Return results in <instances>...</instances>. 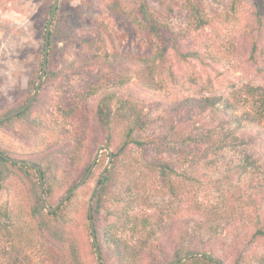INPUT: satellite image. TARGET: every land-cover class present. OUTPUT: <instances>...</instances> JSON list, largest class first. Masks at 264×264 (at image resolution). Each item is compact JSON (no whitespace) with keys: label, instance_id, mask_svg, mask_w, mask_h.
<instances>
[{"label":"rangeland","instance_id":"obj_1","mask_svg":"<svg viewBox=\"0 0 264 264\" xmlns=\"http://www.w3.org/2000/svg\"><path fill=\"white\" fill-rule=\"evenodd\" d=\"M259 1L204 0L208 25L195 30L185 0H60L61 10L51 31L48 69L58 70L78 53L89 52L96 57L90 65L102 77L103 89L86 97V82L80 77L45 79L29 114L0 124V148L15 159L46 169L55 177L51 203L56 205L91 164L100 146H109L113 153L121 149L128 120L117 121L112 129L104 132L97 117L102 97L113 94L116 96L114 107L125 100L137 113L147 115L150 123L142 134L146 141L166 137L176 143L181 137H194L209 130L219 132L217 135L221 137L233 133L246 141L243 148H225L208 157L206 145L200 153L196 151V157L189 155L191 149L187 148L189 157L183 167L199 179V184L190 189V197L199 201L214 200L212 187L219 182L222 190L229 189L231 185L224 177L231 175L243 150L252 155L264 172V121L252 123L244 118L247 108L243 107L240 95L247 84L264 86V13L261 16L256 13ZM53 3L54 0H0V117L22 107L34 93L31 83L34 81L37 85L40 77L45 30ZM143 5L160 11L163 23L170 25L178 39L176 47L164 58H138L147 49L143 37L132 26V19L138 16ZM161 33L164 38L161 41L169 42L170 35L165 28ZM191 52L198 57L183 56ZM207 96L221 100L215 108L202 113L179 108L188 98ZM70 103L82 109L85 119L66 117ZM185 146L161 148V151L152 147L146 153L133 148L131 156L125 154L127 158L120 163L117 186L112 193L110 190L96 224L105 264H164L196 247L179 242L187 217L166 219L164 227L156 226L157 236L151 240V246L128 261L119 255V243L113 240L114 237L120 242L127 240L131 245L140 241V236L130 230L117 232L114 228L121 222L115 211L126 206L125 200L118 202L123 183L143 193L140 185L146 180L136 181L139 174H129L128 165L135 163L141 169L144 156L161 155L175 162ZM108 156L106 151L101 154L92 179L68 206L62 223L66 236H54L43 228L42 234L35 231L34 223L43 221L39 216L31 218L38 180L32 171L22 172L8 162L1 163L0 222L7 229L0 231V264H8L17 256L25 264H97L87 209L91 191ZM251 178L239 180L236 176L233 186L244 185L245 190ZM207 181L211 182L208 186ZM126 194L123 192L121 197L124 199ZM242 195L244 199L243 203L239 200L242 204L239 207L247 211L244 214L240 211L228 230L239 229L243 240L222 236L208 242L224 264H254L264 251V241L249 243V236H244L256 229L257 214L252 211L258 207L260 225H264V182L261 192L249 189ZM133 206L134 214L143 215L148 211L141 201ZM199 247L207 251L201 244ZM238 247H244L245 255L237 251Z\"/></svg>","mask_w":264,"mask_h":264},{"label":"trees","instance_id":"obj_2","mask_svg":"<svg viewBox=\"0 0 264 264\" xmlns=\"http://www.w3.org/2000/svg\"><path fill=\"white\" fill-rule=\"evenodd\" d=\"M185 2L188 11L191 14V20L194 22V29L200 30L206 27L208 25V19L204 10V0H185ZM60 10L61 7L59 6L56 14L57 17ZM138 12V16L132 19V26H134L136 32L143 37L147 49L145 53L138 55V58L141 60H147V58L152 56H158L160 59L164 58L169 50L176 47V43L178 41L176 34L173 33L170 25L163 23L161 19L163 14L160 11H157L149 5H143ZM256 13L259 16L264 13V0H260L256 4ZM164 28L170 35L169 42L166 43L161 41L164 40L161 33V29ZM52 35L53 32H51V36ZM90 47H92V45H90ZM183 56L185 58L187 56L198 57V54L191 52L184 54ZM95 60L96 57L92 56L89 52L78 53L76 58L65 61V63L58 70H52L49 67L45 79L49 81H56L63 77H67L71 80L76 77H80L86 82V88L88 89L86 97L94 96L101 89H103V85L101 83L102 77L99 73H96L94 67L90 65V61ZM31 86L36 88L34 81L31 83ZM240 95L243 107L247 108L244 112V118L252 123L264 121V86L247 84L240 90ZM115 98L116 96L113 94L104 95L102 97L97 106L98 122L104 132L109 131L110 128L112 129L117 121L128 120V125L124 135L123 145L119 151L114 152L112 164L104 176L101 186L95 196L93 202V219L95 224L98 222V215L109 196L110 190L112 193V190H114L117 186L119 180L118 174L121 168L120 163L125 162L127 158L125 154L130 153L131 156L133 148L146 153L152 147L155 150L161 151V148H164L165 150H168V148L170 149L171 146L179 148L181 144H184L185 146L187 143L185 149L179 152V157L177 158L178 160L175 162L171 159L163 158L160 154V156H155L153 158L142 154L144 157L140 163L141 169H139L135 163H130L128 165L130 169L129 174H139L136 181L142 183V179L145 178L146 180L144 179L145 181H143V185H140L143 187V193H137L132 188V185L123 183V189L120 190L119 194H121V196H123V192L127 194L124 199L120 195L118 196V202H121L120 200H125L126 206L115 211V214H118L121 222L114 228L117 232L120 230H130V232L140 236V241L137 245H131L130 242L123 239H121L120 242L115 239L116 237H114L113 240L115 243H119V255H121L122 259L128 261L132 258L139 257L143 250L151 246V240L157 236L158 227L156 226L160 227L161 225L162 228L164 227V221L166 219H175L177 217L181 219L185 217L188 218L187 226L180 231L179 242L180 244L190 243L193 247L196 246L193 250H200L201 248L199 246L201 244L207 251L214 254V247H212L209 243H212L213 240L221 238L222 236H224L225 239H228V237L231 236V238H235V240L237 239L239 242L242 241L243 237L241 236L243 235L239 232V229H231V231H229L228 226L231 225L233 219L236 218L240 211L242 212L241 214H244L247 211L246 209L244 212L245 209L243 206L239 207V205H242L239 203V200L241 199L242 202L244 199L242 195L244 191L248 192V190L251 189L261 192L263 189L264 172L258 165L257 161L247 152V150H243L241 160H238V163L234 164L231 175L224 177L228 185H231V187L224 191L220 186L222 182H219L218 185L212 187V190L215 193L214 200H210L208 202L199 201L198 198L194 199L192 196H189L190 189L194 188L196 184H199V179L193 176V173L186 170L183 167V164H185V161L188 159L190 154L193 155V157H196V151L197 153H200L203 145L207 146L205 151L207 154L206 156L208 157L209 154L221 152L225 148H243L246 145V141L233 135V133H227L221 137V135H217L219 132L217 133L214 130H209L205 134L194 137H181L176 143H174V141H169L166 137H155L150 139V141H146L142 138V134L148 128L150 123L147 115L142 112L137 113L136 110L132 109V105L129 101L125 100L120 101L117 108L114 107ZM220 100V97L216 96L188 98L180 103L179 108L186 107L187 109H194L202 113L215 108L219 104ZM31 107L16 118L19 119L28 115ZM65 115L67 118L81 117L82 119H85L82 109H80L78 105L72 106L71 103L67 107ZM187 148L191 149L189 151V155L186 154L188 151ZM211 150H214V152ZM0 151L11 157V155L2 148H0ZM5 162L8 161L0 157V164ZM10 165L18 168L22 172H34L35 178L38 180V175L36 177L37 172L33 168H26L13 163H10ZM89 166L82 173V176L73 182L72 186L69 187L68 190L74 187L81 180ZM40 169L44 178L45 200L49 206L53 207L54 205L51 203V199L55 190V177L48 174L46 169L42 167H40ZM139 170L143 171L139 172ZM93 175L94 171L87 183L90 182ZM236 176H238L239 180L247 178L248 176L252 177L251 181L246 183L247 188L245 190H243L245 187L244 185L240 187L233 186ZM201 184L204 187V184ZM210 184V181L205 182L206 186ZM37 187L38 192L33 204V214L31 215V218L39 216V218H42L43 221L42 224L34 223V229H36L35 231L42 234L41 229L43 228V230H50L54 236H61L62 234L66 236L67 231L66 228L64 229L62 226V223L65 221L67 216L68 206L77 193L67 203L62 205L58 211L50 214L45 212L41 202L39 180L37 182ZM138 201H141L142 205L148 210L147 212H144L143 215L132 213L134 212L133 205ZM250 206L253 210L256 209V207H252V205ZM238 208L241 209L239 210ZM259 210L260 209L258 207V210H255L256 212L252 211L257 214L256 229L250 233L248 232L244 234L246 237L249 236V243L264 241V225H260L262 219ZM87 218L89 220L88 213ZM33 221L34 220L31 222L33 223ZM251 222L253 223V221ZM2 228L7 229V227L0 222V231H2ZM90 237H92L91 234ZM97 237L101 249L102 260L105 264V257L102 251L98 229ZM236 244L237 243L234 244V248L237 247ZM92 248H94L93 241ZM238 248L237 251H239L240 254L242 253L245 255L244 247ZM177 256H180V254H177ZM78 259L80 260V263H82L80 257ZM8 264L25 263L19 256H17L14 257V259L12 258V261ZM177 264L217 263L206 256H192L186 261ZM254 264H264V251L257 256Z\"/></svg>","mask_w":264,"mask_h":264},{"label":"water","instance_id":"obj_3","mask_svg":"<svg viewBox=\"0 0 264 264\" xmlns=\"http://www.w3.org/2000/svg\"><path fill=\"white\" fill-rule=\"evenodd\" d=\"M59 4H60V0H54V3H53L52 8H51V12H50V17H49L48 23L46 25L45 36H44V56H43V62H42V69H41L40 77H39L38 83L36 85V88L34 90V93L31 95L29 100L22 107L8 113L7 115H5L3 117H0V124L5 123L11 119H14V118L18 117L19 115H21L22 113H24L25 111H27L31 107V105L34 103L38 93L40 92V89L44 83V80H45L46 74H47V70H48V58H49L51 31H52L54 19L56 17L57 11H58ZM104 151H106L109 155L108 161H107L106 165L104 166V168L102 169V171L100 172V174H99V176L95 182V185L91 191V194H90V197L88 200V209H87L88 217H89V224H90V232H91L92 241L94 244L95 254H96V258H97V264H104V263L102 260L101 249H100V245H99V241H98V237H97L96 224H95V221L93 219V202H94L95 196H96V194H97V192L101 186V182L103 181L104 176L106 175L108 169L110 168V166L112 164V161L114 158L113 150L107 145L100 146L98 148L89 168L87 169L86 173L83 175L81 180L74 187H72L70 190H68L65 193V195L53 207L49 206L45 200L44 178H43V173H42L40 167L36 164L29 163V162L21 160V159H15V158L10 157V156H8V155H6L0 151V157L5 159L6 161L13 163V164L24 166L26 168H33L37 172L39 185H40L41 202H42V205H43L45 211L47 213H50V214L58 211L62 205L67 203L81 188L84 187V185L87 183L88 179L91 177L92 172L95 170L97 163L99 162V158ZM192 256H206V257L212 259L213 261H215L217 264H224L223 261L219 257H217L215 254H213L209 251H205V250L189 251L188 253H186L184 255H180L178 257H175V258L171 259L170 261H168L167 263H164V264H177V263L186 261L189 257H192Z\"/></svg>","mask_w":264,"mask_h":264}]
</instances>
